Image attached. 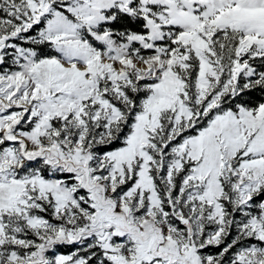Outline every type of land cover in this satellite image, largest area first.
I'll use <instances>...</instances> for the list:
<instances>
[{"label":"snow or ice","instance_id":"snow-or-ice-1","mask_svg":"<svg viewBox=\"0 0 264 264\" xmlns=\"http://www.w3.org/2000/svg\"><path fill=\"white\" fill-rule=\"evenodd\" d=\"M0 264H264V0H0Z\"/></svg>","mask_w":264,"mask_h":264}]
</instances>
